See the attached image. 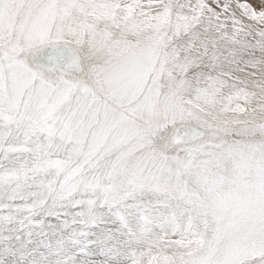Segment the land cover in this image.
I'll list each match as a JSON object with an SVG mask.
<instances>
[{
    "label": "snow or ice",
    "instance_id": "6c2138e0",
    "mask_svg": "<svg viewBox=\"0 0 264 264\" xmlns=\"http://www.w3.org/2000/svg\"><path fill=\"white\" fill-rule=\"evenodd\" d=\"M0 264H264V0H0Z\"/></svg>",
    "mask_w": 264,
    "mask_h": 264
},
{
    "label": "rangeland",
    "instance_id": "374dc122",
    "mask_svg": "<svg viewBox=\"0 0 264 264\" xmlns=\"http://www.w3.org/2000/svg\"><path fill=\"white\" fill-rule=\"evenodd\" d=\"M249 2H253V3H255V2H256V0H249Z\"/></svg>",
    "mask_w": 264,
    "mask_h": 264
}]
</instances>
